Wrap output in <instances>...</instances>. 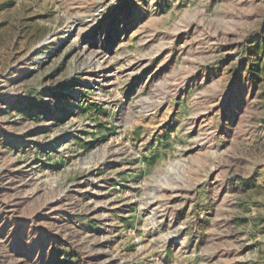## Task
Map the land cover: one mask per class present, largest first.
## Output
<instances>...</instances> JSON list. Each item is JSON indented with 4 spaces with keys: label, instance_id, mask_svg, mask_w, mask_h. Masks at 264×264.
Here are the masks:
<instances>
[{
    "label": "rangeland",
    "instance_id": "1",
    "mask_svg": "<svg viewBox=\"0 0 264 264\" xmlns=\"http://www.w3.org/2000/svg\"><path fill=\"white\" fill-rule=\"evenodd\" d=\"M0 264H264V0H0Z\"/></svg>",
    "mask_w": 264,
    "mask_h": 264
}]
</instances>
